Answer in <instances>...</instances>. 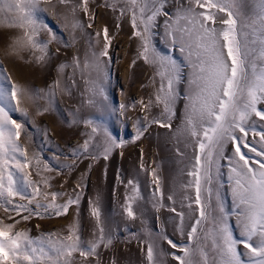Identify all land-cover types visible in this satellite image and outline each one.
Segmentation results:
<instances>
[{
	"label": "snow or ice",
	"instance_id": "obj_1",
	"mask_svg": "<svg viewBox=\"0 0 264 264\" xmlns=\"http://www.w3.org/2000/svg\"><path fill=\"white\" fill-rule=\"evenodd\" d=\"M173 2L174 15L168 11V0H123L118 8L121 16H130L133 35L140 41L139 57L157 69L160 87L155 103L163 106V113L169 118L175 115L174 105L180 96L177 86L184 68L173 55L160 52L154 44L159 17H165L163 39L169 52L178 50L190 72L189 90L183 96L186 108L181 131L187 134L193 149L185 173L189 179L183 184L192 194H184L182 202L187 201L183 206L194 215L187 231L189 244L180 245L164 237L171 249L182 253L169 255L177 264H264V0ZM42 3L51 4L52 0H0V28L20 31L12 38L10 54L18 55L27 48L38 51L40 55L36 59L43 61L48 56L51 40L40 39V33L47 30L52 40L60 38L48 23L39 19L46 11L40 7ZM58 3L69 5L73 0H58ZM78 10L89 13V0H80L70 9L72 26L83 28L85 25L76 19ZM113 10H117L115 6ZM86 27L91 28L92 24ZM95 35L98 37L100 33ZM103 38V51L93 52L95 61H86L84 68L100 70V58L108 57L111 45L107 28L103 30ZM110 62L111 57H108ZM108 63H105V71ZM75 67H81L79 58ZM58 86L57 81L49 90L50 106H54V88ZM24 97L39 99V90L25 89L14 83L0 63V207L17 215L29 213L22 217L24 221L33 215L39 218L67 215L73 205L77 209L80 206L82 191L77 189L81 185L73 189L75 196L56 204V199L65 193H44L41 186L30 179L27 169L32 161L20 143L22 135L31 140L29 125L32 122L27 109L21 106ZM124 107L119 105V108ZM46 111L47 108L41 109L39 114ZM152 122L163 128L172 127L165 120ZM88 123L91 125L93 121ZM143 130L138 131L136 139H140ZM256 136L258 140L250 138ZM124 143L98 124L92 127V135L73 155L108 159L113 150L123 147ZM229 144L232 145L230 155L226 151ZM35 159L39 165L40 157ZM64 167L71 166L57 168L50 161L44 164V170L49 172ZM150 175L154 181L152 195L158 202L163 201V178L156 170ZM128 184L132 186V194L126 195L125 214L135 220L133 202L141 198L140 189L135 181L130 180ZM43 187H51L47 179ZM225 189L231 195L230 209L225 206L222 194ZM49 195L51 203L28 206L38 196L47 199ZM16 198L27 200L28 204L16 203ZM168 200L175 204L173 195L170 194ZM170 210L180 218L183 234L185 213L178 212L174 206ZM90 214L95 220L96 239L87 243L80 235L78 219L68 227L65 236L46 233L39 238H33L29 230L14 231L20 221L0 220V264H74L76 253L83 258L82 264H93V261L100 264L99 249L105 245L110 247L113 241L106 235L99 197L92 204ZM234 228L238 229V235ZM145 259L147 264H166L153 241L146 242Z\"/></svg>",
	"mask_w": 264,
	"mask_h": 264
},
{
	"label": "rangeland",
	"instance_id": "obj_2",
	"mask_svg": "<svg viewBox=\"0 0 264 264\" xmlns=\"http://www.w3.org/2000/svg\"><path fill=\"white\" fill-rule=\"evenodd\" d=\"M122 2L89 0V13L79 10L76 13V19L85 25L83 28L72 26L70 12L80 0H73V4L69 5H60L58 0H52L51 4L42 3L40 7L46 11L40 14L39 19L48 23L60 37L52 40V34L47 30L40 33V39L51 40L48 56L43 61L36 59L40 55L38 51L27 48L20 50L18 55L10 54L12 38L19 35L20 31L0 28V63L14 83L25 89L39 90L40 93L39 99L24 97L21 104L27 109L32 122L29 125L31 140L27 135H22L20 140L32 161L27 169L30 179L40 185L44 193H65L56 199V204L75 196L77 193L73 189L77 184L81 185L77 191H82L79 208L73 205L67 215L45 218L33 215L24 221L22 217L29 213L17 215L15 211L0 207V220L5 223L20 221L14 231L29 230L33 238H39L46 233L65 236L68 227L78 219L80 235L87 243L96 239L95 220L90 209L99 197L106 235L111 236L113 241L110 247L105 245L99 249L100 264H147L145 248L148 241L156 243L166 264H177L169 253H182L171 249L164 237L180 245L189 244L182 242L185 235L180 231V218L170 209L174 206L178 212L185 213L183 229L187 226L186 221L192 220L194 215L183 206L187 201L182 202L184 194H192L183 188V184L189 179L185 173L193 149L187 134L181 131L186 108L183 96L189 90L190 72L178 50L169 52L163 39L165 17H159L154 44L160 52L173 55L184 68L181 82L177 86L180 96L174 105L175 115L169 118L163 113V106L155 103L160 77L153 64L139 57L140 41L133 35L130 16H121L118 10ZM113 6L117 10L114 11ZM167 8L174 15L173 0H168ZM89 23L92 24L91 28L86 27ZM105 28L111 38L108 48L111 62L108 63V57H101L99 71L84 68L86 61H95L93 52L103 51ZM96 33L100 35L97 37ZM76 58H79L80 68L75 67ZM105 63H108L107 71L104 69ZM57 81L59 86L54 88V106H50L48 93ZM119 105L125 107L119 108ZM45 108L48 111L40 115L39 110ZM155 119L170 122L172 127H160L152 122ZM89 120L93 121L91 125ZM256 123L260 124L258 119ZM98 124L106 128L112 137L124 141V146L115 148L108 159L74 157V150L92 135V127ZM141 128L144 129L143 134L140 139H136ZM250 138L259 139L258 136ZM226 151L231 154V144ZM36 156L40 157L39 165L36 164ZM49 161L57 168L71 167H64L60 171H45L44 164ZM153 170L163 178V201L158 202L151 192L154 181L150 173ZM45 179L51 187H43ZM130 180L135 181L140 189L141 198L133 202L137 217L135 220L127 218L125 214L126 195L132 194V186L128 184ZM170 194L174 196L175 204L168 200ZM222 194L225 206L230 209V192L225 189ZM15 202L28 204L27 200L19 198ZM51 202L50 195L47 199L38 196L28 206ZM234 232L238 235V229L234 228ZM73 259L74 264H82L83 258L78 253L74 254Z\"/></svg>",
	"mask_w": 264,
	"mask_h": 264
},
{
	"label": "crops",
	"instance_id": "obj_3",
	"mask_svg": "<svg viewBox=\"0 0 264 264\" xmlns=\"http://www.w3.org/2000/svg\"><path fill=\"white\" fill-rule=\"evenodd\" d=\"M191 222H192V220L190 219H188L187 221H186V223H187V226L184 228V239H183V241L182 242H189L188 241V237H187V231H188V228H189V225L191 224Z\"/></svg>",
	"mask_w": 264,
	"mask_h": 264
}]
</instances>
